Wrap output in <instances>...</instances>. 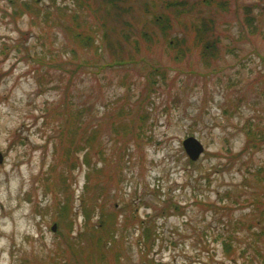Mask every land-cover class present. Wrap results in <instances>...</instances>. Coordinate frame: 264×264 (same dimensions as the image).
I'll list each match as a JSON object with an SVG mask.
<instances>
[{
  "label": "rangeland",
  "instance_id": "374dc122",
  "mask_svg": "<svg viewBox=\"0 0 264 264\" xmlns=\"http://www.w3.org/2000/svg\"><path fill=\"white\" fill-rule=\"evenodd\" d=\"M98 1L0 0V264H264V0Z\"/></svg>",
  "mask_w": 264,
  "mask_h": 264
},
{
  "label": "trees",
  "instance_id": "16d2710c",
  "mask_svg": "<svg viewBox=\"0 0 264 264\" xmlns=\"http://www.w3.org/2000/svg\"><path fill=\"white\" fill-rule=\"evenodd\" d=\"M103 1H104V3H103L104 8L106 9L105 4H107V0H103ZM96 2H99V1L96 0ZM111 5H113V4H111ZM219 5L220 6L223 5V3H220ZM132 9H134V7ZM108 14H112V12H109ZM154 19H155L154 23L161 30V24H159L160 18L155 17ZM110 20H113V19H110ZM205 20L206 21H209V20L212 21L211 17H208V19H205ZM164 26L165 27L168 26L170 28V26L168 24H166ZM165 29H167V28H165ZM199 30H201V29H199ZM199 30H197L198 35L201 34V31H199ZM127 31L129 33V31L131 32V29H127ZM128 33L126 32V34H128ZM124 36H125V34H124ZM115 62H118V61H115ZM90 219H91L90 216L86 215V221L88 223H90ZM106 228H107L106 222L103 219V217L100 216L99 221H97L95 224L91 225L90 229H87V227H86L85 229L82 230L81 233H78L75 238H72L70 236V234H69L70 238H68V239L63 237V239L64 238L65 239H64V244L62 245V250L64 252L69 251V252H67V255H73L76 258L75 264H81L79 257L84 255L85 253L89 255L91 253V250L93 249V243H95V248L97 250H93L92 254L95 253L97 255V253H98V261L101 264L102 258L107 253V249L110 247V245H112L114 238H115L114 231H111L110 229L107 230Z\"/></svg>",
  "mask_w": 264,
  "mask_h": 264
},
{
  "label": "water",
  "instance_id": "95a60500",
  "mask_svg": "<svg viewBox=\"0 0 264 264\" xmlns=\"http://www.w3.org/2000/svg\"><path fill=\"white\" fill-rule=\"evenodd\" d=\"M182 146L186 152V155L191 161L196 160L202 152L201 143L194 137H188L183 140ZM3 161L2 154L0 153V163ZM55 230V225L52 227V231Z\"/></svg>",
  "mask_w": 264,
  "mask_h": 264
}]
</instances>
